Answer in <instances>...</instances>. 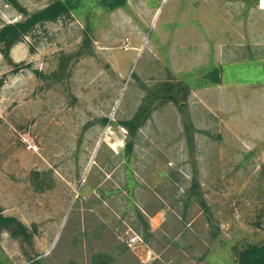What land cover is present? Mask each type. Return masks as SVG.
Segmentation results:
<instances>
[{"label": "rangeland", "instance_id": "374dc122", "mask_svg": "<svg viewBox=\"0 0 264 264\" xmlns=\"http://www.w3.org/2000/svg\"><path fill=\"white\" fill-rule=\"evenodd\" d=\"M67 1L0 0V32ZM73 1L0 45V207L28 229L0 264H240L264 245L263 0Z\"/></svg>", "mask_w": 264, "mask_h": 264}, {"label": "trees", "instance_id": "16d2710c", "mask_svg": "<svg viewBox=\"0 0 264 264\" xmlns=\"http://www.w3.org/2000/svg\"><path fill=\"white\" fill-rule=\"evenodd\" d=\"M11 3L17 4V0H9ZM78 0H76V4ZM101 6L108 11H114L118 8L125 7V0H101ZM78 6L74 4L73 0H68L66 3L57 2L46 9L44 12L33 16L30 20L25 23L8 25L0 32V45H4L3 52H8L9 49L17 41L23 39L26 34L33 26L39 22L46 20L55 21L60 16H63L71 11H77ZM172 99V98H171ZM170 99V100H171ZM145 113V111H143ZM145 116L138 115V117L131 122L122 123V126L128 130L131 140L127 143V149L131 150L134 146L133 139L136 136L139 126L145 121ZM105 124H109V120H105ZM4 231H9L11 236L20 238L28 237V229L17 219L13 217H6L3 214V210L0 207V237ZM240 264H264V245H251L240 254Z\"/></svg>", "mask_w": 264, "mask_h": 264}, {"label": "built area", "instance_id": "2783aa9c", "mask_svg": "<svg viewBox=\"0 0 264 264\" xmlns=\"http://www.w3.org/2000/svg\"><path fill=\"white\" fill-rule=\"evenodd\" d=\"M125 245L134 253H139L145 247L144 241L137 235H128ZM148 256H151V253H148Z\"/></svg>", "mask_w": 264, "mask_h": 264}, {"label": "bare ground", "instance_id": "6f19581e", "mask_svg": "<svg viewBox=\"0 0 264 264\" xmlns=\"http://www.w3.org/2000/svg\"><path fill=\"white\" fill-rule=\"evenodd\" d=\"M262 4H263V6L261 8L264 9V0L262 1Z\"/></svg>", "mask_w": 264, "mask_h": 264}]
</instances>
